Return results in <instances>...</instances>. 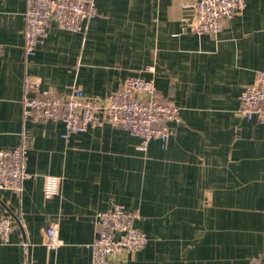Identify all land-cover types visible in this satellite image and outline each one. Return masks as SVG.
<instances>
[{"label": "crops", "instance_id": "obj_1", "mask_svg": "<svg viewBox=\"0 0 264 264\" xmlns=\"http://www.w3.org/2000/svg\"><path fill=\"white\" fill-rule=\"evenodd\" d=\"M194 1L94 0L98 14L82 31L51 22L27 58V0H0L2 147L24 137L31 175L20 195L0 193L13 222L0 264H92L95 216L113 202L139 212L135 227L149 236L113 264L264 263V125L240 113L264 68V0H249L217 36L191 32ZM132 77L154 79L160 99L181 109L167 143L141 150L139 137L108 123L63 137L62 122L24 118L27 80L105 102ZM46 176L61 179L49 199ZM51 225L64 242L55 251L43 246Z\"/></svg>", "mask_w": 264, "mask_h": 264}, {"label": "built area", "instance_id": "obj_2", "mask_svg": "<svg viewBox=\"0 0 264 264\" xmlns=\"http://www.w3.org/2000/svg\"><path fill=\"white\" fill-rule=\"evenodd\" d=\"M249 0H195L196 10L191 32L217 36L229 20L244 12ZM24 53L33 57L48 36L51 22L70 32H80L84 23L98 12L94 0H27ZM1 49V44H0ZM155 72V68H149ZM23 100L24 118L35 123H64L67 137L83 133L104 123L129 132L142 140L141 150H146L153 140L167 143L172 135L170 124L182 122L181 109L170 102H163L154 79L129 78L121 88L112 92L105 102L87 98L76 90L64 98L52 91H43L30 80L25 84ZM240 113L248 120L264 125V68L247 85L240 96ZM103 117H100V115ZM28 145L26 139L14 148L2 147L0 134V193L10 191L20 195L27 173ZM61 179L46 176L44 195L52 198L60 189ZM139 212L128 210L113 202L108 210L95 216L97 235L92 244V264H113L124 255L134 256L149 243V236L135 227ZM12 219L0 211V238L10 243ZM64 245L59 228L51 225L44 230L43 246L55 251ZM250 264H264L254 259Z\"/></svg>", "mask_w": 264, "mask_h": 264}]
</instances>
